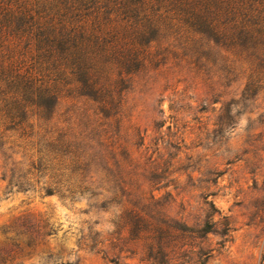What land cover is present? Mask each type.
I'll return each instance as SVG.
<instances>
[{
  "label": "rangeland",
  "instance_id": "374dc122",
  "mask_svg": "<svg viewBox=\"0 0 264 264\" xmlns=\"http://www.w3.org/2000/svg\"><path fill=\"white\" fill-rule=\"evenodd\" d=\"M236 41L169 30L97 95L34 109L38 133L0 127V247L38 231L15 261L264 264V49Z\"/></svg>",
  "mask_w": 264,
  "mask_h": 264
},
{
  "label": "trees",
  "instance_id": "16d2710c",
  "mask_svg": "<svg viewBox=\"0 0 264 264\" xmlns=\"http://www.w3.org/2000/svg\"><path fill=\"white\" fill-rule=\"evenodd\" d=\"M169 30L263 50L264 0H0L1 133L24 139L33 128L38 133L63 88L97 95L105 89L99 81L105 66L140 65L153 37ZM123 49L130 55L118 58ZM34 109L43 113L36 122ZM35 153L37 162L48 160L44 149ZM44 234L0 247V264H23L16 258L30 255Z\"/></svg>",
  "mask_w": 264,
  "mask_h": 264
}]
</instances>
